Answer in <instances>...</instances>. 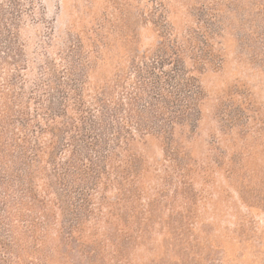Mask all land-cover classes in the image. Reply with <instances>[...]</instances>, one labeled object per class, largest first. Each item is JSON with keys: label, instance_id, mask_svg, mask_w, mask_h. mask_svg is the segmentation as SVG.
I'll list each match as a JSON object with an SVG mask.
<instances>
[{"label": "rangeland", "instance_id": "1", "mask_svg": "<svg viewBox=\"0 0 264 264\" xmlns=\"http://www.w3.org/2000/svg\"><path fill=\"white\" fill-rule=\"evenodd\" d=\"M20 2L24 77L34 78L44 61L58 67L59 56L77 41L87 68L85 94L155 51L162 39L160 11L174 33L191 24L183 0ZM252 14L258 19L250 18L245 31L248 50L238 46V32L226 33L214 43L220 65L197 73L202 97L196 127L177 129L171 143L155 135L135 141L133 168L140 176L105 190L100 225L87 224L78 254L64 250L53 231L51 264H264V8ZM132 184L139 198L122 200L119 188ZM119 208L146 228L123 252V236L106 230L119 227ZM23 264L47 262L27 257Z\"/></svg>", "mask_w": 264, "mask_h": 264}, {"label": "trees", "instance_id": "2", "mask_svg": "<svg viewBox=\"0 0 264 264\" xmlns=\"http://www.w3.org/2000/svg\"><path fill=\"white\" fill-rule=\"evenodd\" d=\"M183 1L191 19L184 32L174 33L160 11L162 39L155 51L85 94L87 68L77 41L59 56L58 67L44 61L34 78L24 77L22 3L0 0V75L7 74L0 78V264H23L27 257L51 264L53 231L64 250L78 254L87 224L100 225L105 190L140 176L133 168L134 142L155 135L171 143L177 129L196 127L202 97L197 73L222 61L215 40L238 32V46L248 50L245 31L250 18L258 19L253 9L264 4ZM126 187L119 188L122 200L139 198L135 184ZM122 209L115 213L119 227L106 228L123 236L121 252L136 231L146 230Z\"/></svg>", "mask_w": 264, "mask_h": 264}]
</instances>
